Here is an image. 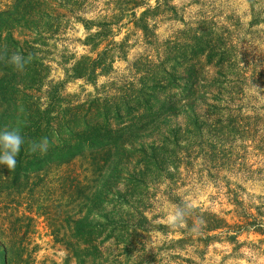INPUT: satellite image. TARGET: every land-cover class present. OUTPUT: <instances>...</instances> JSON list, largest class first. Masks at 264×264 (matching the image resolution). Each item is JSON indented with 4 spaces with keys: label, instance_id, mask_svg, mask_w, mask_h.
Listing matches in <instances>:
<instances>
[{
    "label": "trees",
    "instance_id": "16d2710c",
    "mask_svg": "<svg viewBox=\"0 0 264 264\" xmlns=\"http://www.w3.org/2000/svg\"><path fill=\"white\" fill-rule=\"evenodd\" d=\"M149 1L116 0L113 23L77 16L84 0H8L0 8V129L19 128L25 138L15 171L0 166V196H19L27 186L23 181L45 178L52 169L64 167L57 185L70 208L66 223L72 241L67 248L76 264H201L188 252L201 255L215 242L229 243L233 251L241 246L257 250L239 236H264L263 205L244 204L234 190L229 191L239 218L234 224L187 205L179 195H168L186 212L183 224L172 228L157 222L155 194L139 189L149 167L160 168L158 159L169 147L220 160L240 132L251 130L252 118L264 120V58L245 55L255 39L264 38V27L253 30L264 24V0H247L248 23L234 9L226 24L201 19L163 41L155 39L149 21L176 10L167 5L169 0H155L154 7ZM128 12L148 49L128 64L116 86L111 83L83 102L69 101L63 89L67 79L95 83L99 76H110L117 59L126 60L128 36L116 41L113 27ZM71 21L83 24L87 35L82 43L94 56H80L64 71V80L53 82L47 63L53 61L51 50L66 43L64 26ZM13 53L31 57L23 72L8 63ZM240 55L248 60L243 65ZM59 58L65 64L73 57ZM254 83L263 96L259 110L247 106ZM144 136L150 138L142 141ZM43 138L49 141L48 151H30ZM261 138L264 146V132ZM77 157L90 158L88 174L74 168ZM57 208L42 214L56 221ZM11 232L8 237L0 229V264H32L35 248H29V241L23 245L18 228ZM157 232L162 244L151 247L149 234ZM175 234L179 238L169 239Z\"/></svg>",
    "mask_w": 264,
    "mask_h": 264
},
{
    "label": "rangeland",
    "instance_id": "374dc122",
    "mask_svg": "<svg viewBox=\"0 0 264 264\" xmlns=\"http://www.w3.org/2000/svg\"><path fill=\"white\" fill-rule=\"evenodd\" d=\"M84 1L83 10L76 13L77 16L96 23L105 20L115 22L113 17L117 12L116 0ZM9 3L8 0H0V8ZM149 5L154 7L156 1L150 0ZM167 5L174 7L176 12L164 16L157 14L149 21L150 26L154 25L152 32L155 39L159 41L175 36L176 30L181 31L185 25L186 27L194 26L201 19L226 24L225 18L234 14V9L240 16L241 22L248 23L251 19L248 14L247 0H199L198 2L196 0H169ZM140 11L142 10L137 13V18ZM129 21H131V16L128 12L122 22L113 27L114 33H117L114 38L116 41L128 36L127 43L130 48L126 60L117 59L113 63L110 76H99L95 83H89L82 78L67 79L63 89L69 101L83 102L87 98L98 96L111 83L116 86L114 82L118 84L117 81L127 72L128 64L148 49L141 32L135 31L133 23ZM64 27L66 43L51 50L53 61L47 63L50 66L49 79L53 82L64 80V71L72 68L80 56H94L90 48L82 43L87 35L82 23L71 21ZM261 27H264V24H259L253 30ZM247 29L245 25L243 32H247ZM93 31L94 29L91 32ZM245 36L246 40L250 39L248 34ZM263 39L261 40V36L258 40L255 39L251 47L246 49L245 55L254 54L256 57L260 55L264 58ZM63 54L73 58L62 64L59 56ZM243 57L245 56L238 57L242 65L248 61ZM258 89L257 84H251L249 95L256 99H252L247 105L248 108L259 110L258 108L263 106V96L256 93ZM246 114L249 113L245 112L244 115ZM259 117L261 119L252 118L254 122L249 123L251 130L240 132L238 134L240 138L236 140L232 149H228L229 153L220 160H215L211 155L202 152L191 153L172 146L168 148L167 154L159 157L160 168L149 167L144 174L145 185H141L139 189L155 194L156 199L152 203L154 214L158 216L157 222L169 223V217L177 209L176 205L169 200L168 195H179L187 205L214 212L229 224L239 222L232 201L233 195L229 191H236L239 200L244 204L263 205L262 211H264V150H261V147H264L261 140L264 120L263 117ZM149 138V136H144L141 140L147 141ZM180 145L183 146L184 142ZM227 148L228 146L225 147ZM132 156L136 157V154L132 153ZM141 159L139 162L142 161ZM90 162V158L77 157L73 160V166L78 173L84 174L86 171L88 174ZM63 170L64 167L62 170L61 168L52 169L45 178L40 176V179L23 181L22 183L27 186H23L19 196H0V229L8 237L13 234L11 230L19 229L21 233L19 237L23 245L25 241H29V248H35L32 253V264H76L67 248L72 241V230L66 223L70 208L65 193L57 185V177ZM173 198L176 199L174 196ZM56 206H58L56 209L58 219L51 222L42 213L46 211L45 209H54ZM27 217L33 219L31 223L26 219ZM162 238L158 232L149 234L150 246H161ZM170 238H179V234L171 235ZM245 239L248 243H254L259 249L250 250L247 246H241L238 251H233L229 243L215 242L209 245L205 253L201 255L194 254L192 251L188 253L201 264H264V255L261 254L264 250V236L258 234L239 236L240 242ZM181 254L185 255L184 252Z\"/></svg>",
    "mask_w": 264,
    "mask_h": 264
},
{
    "label": "clouds",
    "instance_id": "9594fccd",
    "mask_svg": "<svg viewBox=\"0 0 264 264\" xmlns=\"http://www.w3.org/2000/svg\"><path fill=\"white\" fill-rule=\"evenodd\" d=\"M30 61L31 57L25 58L20 53H13L8 59V63L17 72H23ZM24 144L25 138L19 128L0 129V166H5L9 172H14L17 167V157ZM48 148L49 141L47 138H43L39 143H32L30 151L44 154ZM185 215L186 212L183 209H177L169 217L170 226L172 228L180 227L184 222Z\"/></svg>",
    "mask_w": 264,
    "mask_h": 264
}]
</instances>
